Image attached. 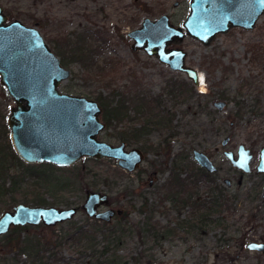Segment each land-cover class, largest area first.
<instances>
[{"label":"rangeland","instance_id":"374dc122","mask_svg":"<svg viewBox=\"0 0 264 264\" xmlns=\"http://www.w3.org/2000/svg\"><path fill=\"white\" fill-rule=\"evenodd\" d=\"M190 2L0 0L7 16L11 15L8 16L9 22L18 20L27 27L39 30L55 54L56 46L66 47L69 41L80 38L86 37L95 45L97 56L89 69L86 70L81 62L62 64L71 71V77L61 86L62 92L93 100L100 96L111 99L114 95L117 99L124 97L131 100L135 94H143L153 103L141 109L144 115L133 112L131 117H135L130 125L145 128L144 131L149 134L147 139L155 147L164 137L176 132V136L169 140L171 151L150 152L140 173L124 172L117 161L91 158L68 168L25 163L23 166H12L9 154L13 145L8 118L15 104L0 82V129L4 131L0 135V157L4 158V163L0 162V170H4L3 167L11 169L9 175L4 174L0 178V216L19 204L37 206V203L44 202L45 207H79L74 222L82 223L87 217L81 209L87 192H101L109 195L110 208L129 212V221L116 218L112 222L126 232L125 244L118 249L126 264H133L132 257L138 258V264L155 261L159 264H264V255L241 248L245 238L253 242L264 240V209L261 211L258 208L261 200L254 204L245 200L250 188L264 187V174L256 173L260 152L264 149V15L253 29L232 28L225 34H219L208 46L187 34L180 45H170V49L182 48L187 53L186 65L196 71L198 85L185 73L161 63L156 56L133 50L134 41L128 37L130 32L142 28L146 19L156 21L163 15L169 16L175 28L186 32L184 23L190 14ZM182 85L188 87V94L177 98L169 93L171 86ZM68 87L80 89L78 92L82 95L70 91ZM219 102L226 104L223 110L217 108ZM127 107L138 108L133 103H127ZM168 113L173 117V130L154 125L156 120ZM121 131L114 127L106 129L100 140L118 146L123 142L119 139ZM226 138H230V143L225 148L222 143ZM128 145V149L142 148L145 143ZM240 146H245L254 154L250 174L235 169L224 155L226 150H230L237 157ZM195 150L208 155L219 169L213 180H202L197 188H193L196 198L210 203L216 186L227 189L228 195L241 198L232 199L230 208L214 215L212 222L199 235L192 236L179 247L175 244L174 247L168 245L159 249L151 243L138 244L134 238L137 236L135 227L143 228L141 222L144 219L138 213L140 194H145L152 206L157 200L155 189L149 186L150 173L157 171L159 183L164 184L176 165L177 172H182V178H187L189 170L194 173L198 167L193 158ZM32 170L42 176L23 177ZM226 179L233 182L231 188L226 187ZM106 208L109 207L103 210ZM200 214L201 211H191L187 215L188 222H195ZM176 217L174 213L168 219L170 229L178 223ZM99 240H102L101 236ZM221 240L231 242L219 247ZM149 254L154 256L150 258ZM63 255L67 260H78V254L71 246L64 249ZM0 264L17 263L7 257Z\"/></svg>","mask_w":264,"mask_h":264},{"label":"water","instance_id":"95a60500","mask_svg":"<svg viewBox=\"0 0 264 264\" xmlns=\"http://www.w3.org/2000/svg\"><path fill=\"white\" fill-rule=\"evenodd\" d=\"M190 14L183 29L175 28L170 18L163 15L156 21L146 19L142 28L130 32L133 50L156 56L172 70L185 73L198 85L195 70L186 65L187 53L170 49L180 45L186 34L208 46L219 35L232 28L253 29L264 15V0H190ZM71 77L60 58L50 48L39 30L14 20L9 22L0 6V82L14 101L8 118L12 143L20 159L27 164H51L68 168L86 158L117 161L127 173L138 171L144 154L137 148L127 150L126 144L114 146L100 140L106 124L102 122L103 109L99 102L61 91ZM219 110L224 102L216 104ZM230 138L223 141L227 146ZM232 166L246 174L251 171L253 155L240 146L238 156L225 152ZM194 160L209 173L217 172L214 163L199 151ZM258 172H264V150ZM230 184V181H226ZM108 204L107 195L88 192L83 206L91 219L109 222L115 211L98 213L97 208ZM75 208L27 206L19 204L0 216V237L14 227L44 225L56 227L76 216ZM19 221V222H17ZM249 249L262 251L264 245L252 244Z\"/></svg>","mask_w":264,"mask_h":264},{"label":"trees","instance_id":"16d2710c","mask_svg":"<svg viewBox=\"0 0 264 264\" xmlns=\"http://www.w3.org/2000/svg\"><path fill=\"white\" fill-rule=\"evenodd\" d=\"M8 16L11 17L10 14ZM56 49V54L62 58L60 60L63 65L81 62L84 63L86 70L90 68L93 58L97 56L95 53V45L86 37L80 38V40L69 41L66 47L60 46L59 48L56 46ZM68 89L81 94L78 92L80 89L76 87H68ZM170 91L169 93L171 95L173 93V96L175 95L177 98L189 93V89L185 85L171 86ZM95 101L99 102L103 109L102 120L106 123L107 129L111 127L122 129L119 139L128 144L136 145L142 141L141 139L145 128L131 126L130 123L134 121L135 117L132 118L131 114L134 112L135 115H144L141 109L146 106L150 107L153 101H148L146 96L140 93L132 96L131 100L124 97L117 99V95H114L111 99L100 96L95 98ZM127 103H133L138 108L129 109ZM172 122L173 117L168 113L166 116L156 120L154 125L171 131L173 130ZM174 136H176L174 133H170L164 137L158 147L151 144L146 145L145 143V152H158L159 150L170 152L169 139ZM9 156L11 157L12 166L14 164L18 166L24 165V162L18 156H12L11 154ZM0 162L4 163V161ZM3 169L5 171L0 170V178L4 174L8 175V172L11 170L5 169L4 167ZM173 170H177V166ZM26 173L28 175L23 174L24 178L27 176H42L40 172L33 170ZM192 175L194 183L195 180L204 179L205 177L201 169L195 170ZM181 184V180L178 177H173L171 185L178 187ZM36 205L45 206L46 204L41 202ZM122 230L123 228L117 225L110 226L96 220L92 221L86 217L82 223L71 221L56 227H46L44 225L38 227H15L12 228L9 234L0 238V261L10 257L17 264H60L62 262L65 264H121V259L118 257L117 252L123 243ZM152 231L153 226L150 225L148 233H152ZM143 233L145 232H141L140 235ZM99 236L102 237V240H99ZM67 246L75 249L76 254H78V260H67L64 257L63 251ZM111 252L113 254L115 253L112 258L109 257Z\"/></svg>","mask_w":264,"mask_h":264},{"label":"flooded vegetation","instance_id":"af4514ba","mask_svg":"<svg viewBox=\"0 0 264 264\" xmlns=\"http://www.w3.org/2000/svg\"><path fill=\"white\" fill-rule=\"evenodd\" d=\"M10 111H11V109H10ZM101 120H102V115H101ZM102 122H103V120H102ZM8 128H9V124H8ZM106 129H107V125H106ZM0 130L2 131V132H0V135L4 134V131L2 129H0ZM9 130H10V128H9ZM10 132H11V130H10ZM172 133L176 134L175 131H173ZM148 135H149L148 132L143 131V135H142V139H141L142 141L140 142V145H141V143L142 144L146 143V145L150 144L149 140L147 139ZM171 138H173V137H171ZM11 140H12V134H11ZM122 143L126 144L127 150L134 149V148L128 149V146H129L128 143H126L124 141ZM0 144H1V142H0ZM12 145H13V143H12ZM12 145H11V147H12ZM146 145H144L142 148H137L144 154V161L146 160V156L149 154V153L145 152ZM222 146H223V143H222ZM227 146H225V148ZM0 149H1V147H0ZM262 150H264V149H262ZM195 151H198V150H195ZM225 152H232V151L226 150ZM225 152H224V155H225ZM10 153L12 156L13 155L18 156V154L16 153V151L14 149V146H13L12 152L10 150ZM167 153H169V152H167ZM201 153H203V152H201ZM251 153H252V151H251ZM252 155L254 157L253 153H252ZM206 156L210 159V157L208 155H206ZM6 158H8V157H6ZM193 158H194V152H193ZM0 161H4V158L0 157ZM144 161H143V163H144ZM260 161H261V152H260ZM260 161H259V165H260ZM25 164H27V163H25ZM28 165H31V164H28ZM49 165H51V164H49ZM214 165H215V163H214ZM259 165L257 167L256 173L257 174H264V172H262V173L258 172ZM141 166H140V168H141ZM175 166H174V168H175ZM10 167L11 166H9L8 168H10ZM140 168L138 169V171H136L134 173H140ZM216 168H217V172L209 173L207 170L202 169L198 165L197 169H201L204 172L205 177H204V179L195 180V183H194V178L192 175L194 173H192L190 170L188 172L189 175L187 178H182V172L178 173L177 170H173L170 179L167 180L164 184L159 183V176L160 175L157 171L152 172V173H150V171H145L147 174L150 173L149 186L153 187L155 189L154 193L156 195L157 200L155 201L156 203L154 204V206H152L153 204L149 203V198L146 197L145 194H140L141 206H140V209L138 210V213L140 216L141 215L144 216V219L141 222L143 228H140L139 226L135 227V234L137 233L136 234L137 236L134 238L137 240V243L143 244V245H147V244L151 243V244H153L154 247H158L159 249L164 248L165 246H168V245L171 247H174L175 244H176L175 245L176 247H179L181 243H187L192 236L196 237L197 235H199L198 233H201L206 228L207 224L209 222H212L211 218L214 215H216V214L219 215L220 213L222 214V211L224 209L230 208L229 204H230V201L232 199L233 200L240 199L241 198L240 196L237 197L235 195L234 196L228 195L227 189H224L222 186H216L213 189L215 191V196L212 198L210 203H206V202L200 200L201 198H199V197L196 198V196H195L196 192H193L194 191L193 190L194 185L197 188L202 180H213L214 177L219 172V169L217 166H216ZM177 169H178V167H177ZM251 171H250V173H251ZM134 173H128V174H134ZM242 173L246 174L244 172H242ZM250 173H248V174H250ZM173 177L174 178L178 177L181 180L182 184L178 187L171 185V183L173 182ZM243 177H244V175L241 176V180L239 181L240 183L242 182ZM227 180H229V179L225 180V185L227 188H231L233 186V182L231 180H229L230 184H228L226 182ZM144 185H146V183H144ZM88 192H93V191H88ZM88 192H87V194H88ZM93 193H101V192H93ZM101 194L107 195L105 193H101ZM107 197H108V204L98 207L97 211H98V213L106 212L108 210L115 211V215L112 217L111 221L105 222V221L96 220L94 218L93 219L89 218V216L86 214L85 210L83 209V206H84L83 205L81 209L85 212V214L87 216L86 218H88L92 221L96 220L100 223L108 224L110 226H114V224H112V222L116 218H121V219H124L126 221H129V212H126L124 210H115V209L110 208V206H111L110 201L111 200L109 198V195H107ZM245 200L248 201L250 204L257 203L258 200H261V203L259 204L258 208L261 211H263V209H264V205H263L264 204V187L263 188L262 187L250 188L249 192L247 193V197L245 198ZM104 207H109V208H106L105 210H103ZM70 208L76 209V211H77L76 216H77L80 208L79 207H70ZM193 210L195 213L201 211V214L195 222L190 224L188 222L187 215L190 214L191 211H193ZM174 213L177 214V217L175 220L178 221V223L175 225V228L170 229L169 226L167 225L169 222L168 219H170L172 214H174ZM76 216L71 221H74ZM172 220L173 219H171L170 221H172ZM71 221H68V222H71ZM68 222H66V223H68ZM66 223L58 224V225H64ZM150 225L153 226L152 233H148V228L150 227ZM143 231L145 233L140 235V233ZM122 232H123L122 233L123 234V240H122L123 243H122L121 247L125 244L124 235L126 233L124 229L122 230ZM230 242H231L230 240H221L220 243H222V245H220L219 247H224V244H230ZM247 242H249V244H246ZM252 244L264 245V240H262L261 242H253V241H248L245 238L242 241L241 248H242V250L247 248L248 252H250V253L264 255V249L262 251H260L258 249H255V250L249 249L250 245H252ZM191 250L192 249L188 250L187 252H189ZM153 251H155V249ZM113 252H111L109 254L110 258H112L113 255L115 254V253L113 254ZM119 253L120 252L118 250L117 255L121 259V264H126L124 262L122 256L119 255ZM185 254H187V253H185ZM149 255H150L149 256L150 258H152V256H154L153 254H149ZM132 261H133V264L139 263V260L136 257H132ZM152 264H159V263L157 261H155V263H152Z\"/></svg>","mask_w":264,"mask_h":264},{"label":"snow or ice","instance_id":"6c2138e0","mask_svg":"<svg viewBox=\"0 0 264 264\" xmlns=\"http://www.w3.org/2000/svg\"><path fill=\"white\" fill-rule=\"evenodd\" d=\"M202 79V78H201ZM17 222H19V221H17Z\"/></svg>","mask_w":264,"mask_h":264},{"label":"bare ground","instance_id":"6f19581e","mask_svg":"<svg viewBox=\"0 0 264 264\" xmlns=\"http://www.w3.org/2000/svg\"><path fill=\"white\" fill-rule=\"evenodd\" d=\"M182 49V48H181Z\"/></svg>","mask_w":264,"mask_h":264}]
</instances>
